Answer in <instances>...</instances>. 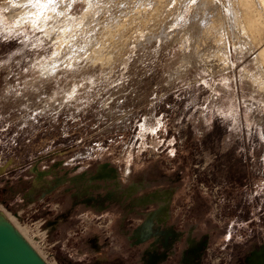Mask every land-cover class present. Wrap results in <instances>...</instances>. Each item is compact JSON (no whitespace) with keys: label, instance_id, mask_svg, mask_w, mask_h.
Returning a JSON list of instances; mask_svg holds the SVG:
<instances>
[{"label":"rangeland","instance_id":"374dc122","mask_svg":"<svg viewBox=\"0 0 264 264\" xmlns=\"http://www.w3.org/2000/svg\"><path fill=\"white\" fill-rule=\"evenodd\" d=\"M242 1L0 0V217L46 264H264Z\"/></svg>","mask_w":264,"mask_h":264},{"label":"water","instance_id":"95a60500","mask_svg":"<svg viewBox=\"0 0 264 264\" xmlns=\"http://www.w3.org/2000/svg\"><path fill=\"white\" fill-rule=\"evenodd\" d=\"M13 240L0 234V264H46L14 228ZM19 243L15 246L13 242ZM22 248V249H21ZM22 253V254H21Z\"/></svg>","mask_w":264,"mask_h":264},{"label":"bare ground","instance_id":"6f19581e","mask_svg":"<svg viewBox=\"0 0 264 264\" xmlns=\"http://www.w3.org/2000/svg\"><path fill=\"white\" fill-rule=\"evenodd\" d=\"M242 3H243V5L245 6V9H247V15H248V17H250V22H252L251 20H252V18H254L253 16H255L253 13H254V8H253V6H252V1H250V0H243L242 1ZM131 11V10H130ZM30 12V11H29ZM32 13V12H31ZM19 16V15H18ZM35 16H36V14H35ZM256 21V20H255ZM254 22V21H253ZM37 24V23H36ZM252 25V27H254V28H256V26H257V24L256 23H252L251 24ZM45 27V26H44ZM253 34V33H252ZM47 35V34H46ZM259 55L260 56H262L263 58V61H264V48H263V50H261V52L259 53ZM48 70H49V68H48ZM43 71L44 72H46L47 71V68L46 69H43ZM54 70H51L50 69V72H53ZM56 71V70H55ZM4 219V220H3ZM3 219H2V217H0V234H2V235H4V236H6L9 240L11 239V240H13V233L10 231V229L12 230V225L10 224V223H6V222H8V221H6L5 220V218L3 217ZM15 229V228H14ZM16 230V229H15ZM17 242V241H16ZM13 244L17 247V246H20L19 245V243L17 242V243H15V242H13ZM22 249V248H21ZM22 254V253H21Z\"/></svg>","mask_w":264,"mask_h":264},{"label":"trees","instance_id":"16d2710c","mask_svg":"<svg viewBox=\"0 0 264 264\" xmlns=\"http://www.w3.org/2000/svg\"><path fill=\"white\" fill-rule=\"evenodd\" d=\"M78 209H79V207L74 208L71 212V215H77L76 213H77ZM191 216L194 219L198 217V215H191ZM228 245L230 246L231 244H228ZM259 246H261V244L256 245V248H258ZM251 253L252 252H250V251H249V253H245V252L242 253V251L239 249V246L234 245V247L230 250L231 256L228 255L229 258H227V260L224 262V264H233V261H236V264H246V258L248 256H250Z\"/></svg>","mask_w":264,"mask_h":264},{"label":"built area","instance_id":"2783aa9c","mask_svg":"<svg viewBox=\"0 0 264 264\" xmlns=\"http://www.w3.org/2000/svg\"><path fill=\"white\" fill-rule=\"evenodd\" d=\"M42 224H43V223H42ZM45 234H46V236L48 237V232H47V231L45 232ZM48 238H49V237H48ZM46 241H47V240H46ZM46 241H45V238H44L42 244L45 245V243H47Z\"/></svg>","mask_w":264,"mask_h":264},{"label":"flooded vegetation","instance_id":"af4514ba","mask_svg":"<svg viewBox=\"0 0 264 264\" xmlns=\"http://www.w3.org/2000/svg\"><path fill=\"white\" fill-rule=\"evenodd\" d=\"M78 206H79V205H78ZM78 206H76V207H78ZM76 207H74V208H76ZM74 208H73V209H74Z\"/></svg>","mask_w":264,"mask_h":264}]
</instances>
